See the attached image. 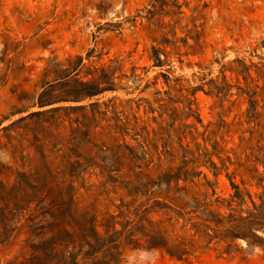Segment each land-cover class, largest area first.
<instances>
[{
	"label": "rangeland",
	"instance_id": "1",
	"mask_svg": "<svg viewBox=\"0 0 264 264\" xmlns=\"http://www.w3.org/2000/svg\"><path fill=\"white\" fill-rule=\"evenodd\" d=\"M165 40L176 46L165 44ZM152 47L167 54V58L161 54L163 67L154 66ZM116 58L125 61L127 76L136 67L135 78H125L118 85L128 92L119 89L73 101V97L96 87L83 86L79 81L92 84L103 76L104 66ZM244 65L250 67L247 81ZM263 65L264 0H0V162L13 163L12 148L9 152L1 150L7 143L4 128L31 113L39 115L19 124L27 127L21 133L29 134L22 140L25 155L34 141L33 134H56L49 124L54 117L68 113L76 119L82 115L77 110L50 113L57 108L85 106L90 112L92 104L100 103L105 109L103 104L116 97L118 110L132 118L128 101L134 100L131 107L137 116L149 122V130L157 129L152 119L159 113L146 115L145 111L146 102L153 101L154 93L160 90L166 93L161 97L169 102V109L178 110L179 115L171 130V150L176 157L172 166L180 165V146L197 151L199 145L197 155L201 157L196 171L203 175L194 180L198 187L183 181L180 186L193 187L202 198L209 192L213 207L207 217L216 221L211 225L215 231L205 233L194 227L197 220L191 206L180 210L158 196L131 197L124 189L102 185L96 176H86V182L77 185L78 205L96 213L101 223L108 216L132 221L148 210L151 221L161 222L169 246L181 245V251H186L179 259L164 250L123 245L119 264H264V230L256 232L263 239L260 244L250 246L244 240V215L254 208L253 201L260 205L263 192L248 170L258 169L264 177V138L250 133L256 129L253 123L248 124L250 103L244 91L258 92L255 100L264 125V69L262 73L258 70ZM163 74L170 77L171 87ZM212 82L227 94L217 96ZM147 84L150 87L144 92L133 90ZM198 87L203 90L195 92ZM41 101L52 104L39 107ZM137 103H142L139 111ZM189 103L202 123H195L196 129L183 134L185 125L194 124L193 118L185 120ZM165 118L164 126L173 122ZM157 142L161 153L162 142ZM13 143L18 145L17 140ZM150 151L158 163L155 150ZM162 159L166 169L169 162L165 156ZM170 194L175 196V189ZM25 239L21 236L0 244V264H14L24 251Z\"/></svg>",
	"mask_w": 264,
	"mask_h": 264
},
{
	"label": "trees",
	"instance_id": "2",
	"mask_svg": "<svg viewBox=\"0 0 264 264\" xmlns=\"http://www.w3.org/2000/svg\"><path fill=\"white\" fill-rule=\"evenodd\" d=\"M164 43L176 46L168 40ZM184 43L188 45L187 40H184ZM162 53L166 54L165 51L152 47L150 58L154 60V66H164ZM124 62L118 58L110 60V64L101 70L103 76L98 80L94 79L92 84L79 81L83 86L96 87L84 91L81 97H73V101L81 100L80 98L91 99L101 93L121 89L118 85L123 79L136 76L135 66L129 70L131 75L125 74ZM263 69L264 65L258 70L262 73ZM242 72L246 81L251 78L250 67L244 65ZM117 73L121 74L116 76ZM163 76L166 84L171 87L170 77L165 74ZM225 79L224 76V81ZM211 86L217 90V96L227 94V91L217 87L215 82H212ZM149 87V84L137 85L133 90L144 92ZM121 90L127 91L126 88ZM198 90H203V87H198L194 91ZM213 92L210 91L209 94ZM163 94L166 93L157 90L154 93V100L146 102L148 106L146 115L159 113L158 117L152 119L158 128L152 131L149 130V122L138 117L137 112L131 107L134 100L128 101L130 110L133 111V117L130 118L129 114L118 110L116 97L103 104L105 109L102 104L94 103L90 106V112L85 106L50 111L57 114L64 110H77L82 115L76 119L68 113L54 117L49 124L56 134L51 137L47 131L41 133V136L33 134L34 141L26 155V149L22 148V140H27L29 134L21 133V130L25 128L27 130V127H21L19 124L38 117L39 113H31L21 118L17 124L4 128V131L8 132L7 143L2 145L1 150L9 152L12 148L13 163L0 162V244L9 243L21 236L26 237L22 247L24 251L14 264H119L125 245H133L138 249L164 250L170 256L182 259L186 251H181V245L169 246L161 222L151 221L147 217L148 210H143L139 213L141 215H137L132 221H117V217L108 216L104 217L101 223L96 213L81 208L76 201L77 185L85 183L86 176L90 179L96 176L102 185L124 189L131 197L158 196L180 210L191 206L193 209L191 213L195 214L197 220L194 227L198 230L203 229L205 233L215 231L211 225L217 224L216 221L207 217L212 214L209 209L213 207L212 201H208L209 192L202 198L194 192L193 187L180 186L181 181L196 185L195 178L199 179L203 175L202 172L196 171L201 157L197 155L199 145H196L197 151L191 150L189 146L186 148L180 146L182 151L180 165L175 168L172 166L176 157L171 150V130L179 115L178 110L169 109V102L161 97ZM244 94L248 95L250 103L247 110L248 124L253 123L256 129L250 133L252 136L258 134L260 138H264V132L257 131L259 127L264 129L261 123L263 116L258 112L259 103L255 100L258 92L244 91ZM50 104L52 103L41 101L39 107ZM155 104L158 107H154ZM141 105L142 103H137L138 111ZM186 108L185 120L193 118L194 124L185 125L183 134H186L188 129H196L195 123H202L191 109L190 103ZM165 116L173 121L166 126ZM141 121L144 123L143 126L140 125ZM61 129L68 131L69 135L65 136ZM12 132L17 136H13ZM190 134L195 141L194 132L190 131ZM18 137L21 139L18 140ZM15 140L18 145H14ZM157 140L162 142L161 153ZM151 148L155 150V156H158V163L154 162V155L150 153ZM162 156L169 162L166 169L163 168ZM248 172L253 174L251 179L257 180V186L263 188L259 195L260 205L253 201L254 208L244 215V240L252 246L263 241L256 232L264 230V177L259 174L258 169ZM207 186L210 187V182H207ZM195 187H198V184ZM154 188L157 190L153 191ZM173 189L176 194L172 197L170 193ZM164 192L167 195L163 197ZM248 196L252 199L251 194L248 193ZM186 200L187 204L184 203ZM156 205L169 208L161 203ZM118 226H121V229H118Z\"/></svg>",
	"mask_w": 264,
	"mask_h": 264
}]
</instances>
